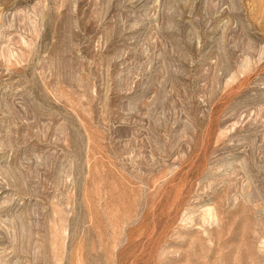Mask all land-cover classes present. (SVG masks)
Instances as JSON below:
<instances>
[{
  "label": "rangeland",
  "instance_id": "obj_1",
  "mask_svg": "<svg viewBox=\"0 0 264 264\" xmlns=\"http://www.w3.org/2000/svg\"><path fill=\"white\" fill-rule=\"evenodd\" d=\"M0 264H264V0H0Z\"/></svg>",
  "mask_w": 264,
  "mask_h": 264
}]
</instances>
